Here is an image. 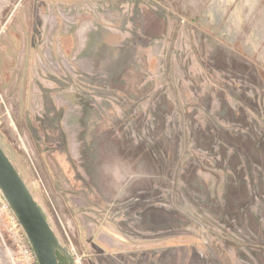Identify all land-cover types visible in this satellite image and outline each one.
Instances as JSON below:
<instances>
[{"label":"rangeland","instance_id":"374dc122","mask_svg":"<svg viewBox=\"0 0 264 264\" xmlns=\"http://www.w3.org/2000/svg\"><path fill=\"white\" fill-rule=\"evenodd\" d=\"M0 146L75 264H264V0H0Z\"/></svg>","mask_w":264,"mask_h":264},{"label":"water","instance_id":"95a60500","mask_svg":"<svg viewBox=\"0 0 264 264\" xmlns=\"http://www.w3.org/2000/svg\"><path fill=\"white\" fill-rule=\"evenodd\" d=\"M0 193L16 217L37 264H58L59 253L75 264L68 249L59 242L20 174L0 146Z\"/></svg>","mask_w":264,"mask_h":264},{"label":"built area","instance_id":"2783aa9c","mask_svg":"<svg viewBox=\"0 0 264 264\" xmlns=\"http://www.w3.org/2000/svg\"><path fill=\"white\" fill-rule=\"evenodd\" d=\"M3 203H4L3 204V210L8 214L11 224L13 225L14 228H16L18 230V232L21 234V237H23L24 233H23V231H22V229H21L16 217L11 212V210H10L9 206L7 205V203L5 201ZM25 254L27 256L31 257V258L34 257L33 253L31 252V250L29 251V249L26 250Z\"/></svg>","mask_w":264,"mask_h":264},{"label":"trees","instance_id":"16d2710c","mask_svg":"<svg viewBox=\"0 0 264 264\" xmlns=\"http://www.w3.org/2000/svg\"><path fill=\"white\" fill-rule=\"evenodd\" d=\"M136 160L137 161H139V158H136ZM136 161V162H137ZM147 161H151L149 158H147ZM133 167H135V166H133ZM131 192H128L126 195H131L130 194ZM37 203V202H36ZM39 206V205H38ZM39 208H40V206H39ZM41 209V208H40ZM41 211H42V209H41ZM42 213H43V211H42ZM44 214V213H43ZM44 216H45V214H44ZM45 218H46V216H45ZM46 220H47V218H46ZM57 261H58V264H68L67 263V261L59 254V253H57Z\"/></svg>","mask_w":264,"mask_h":264}]
</instances>
